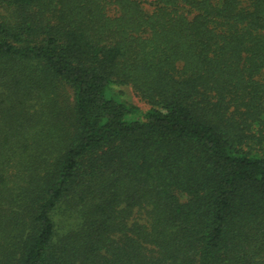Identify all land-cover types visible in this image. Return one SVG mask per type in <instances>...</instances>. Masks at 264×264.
Instances as JSON below:
<instances>
[{"label":"trees","instance_id":"1","mask_svg":"<svg viewBox=\"0 0 264 264\" xmlns=\"http://www.w3.org/2000/svg\"><path fill=\"white\" fill-rule=\"evenodd\" d=\"M0 264H264V0H0Z\"/></svg>","mask_w":264,"mask_h":264},{"label":"rangeland","instance_id":"2","mask_svg":"<svg viewBox=\"0 0 264 264\" xmlns=\"http://www.w3.org/2000/svg\"><path fill=\"white\" fill-rule=\"evenodd\" d=\"M126 98H129L128 100L141 112L144 113L147 110L146 104L142 103L131 91H126Z\"/></svg>","mask_w":264,"mask_h":264}]
</instances>
